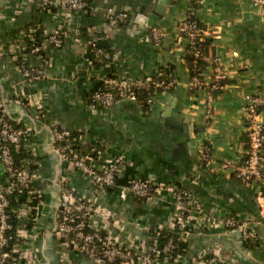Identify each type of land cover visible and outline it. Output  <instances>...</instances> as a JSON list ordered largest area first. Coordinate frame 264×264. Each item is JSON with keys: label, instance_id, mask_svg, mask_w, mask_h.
I'll use <instances>...</instances> for the list:
<instances>
[{"label": "crops", "instance_id": "crops-1", "mask_svg": "<svg viewBox=\"0 0 264 264\" xmlns=\"http://www.w3.org/2000/svg\"><path fill=\"white\" fill-rule=\"evenodd\" d=\"M87 1V10L62 18L40 10L34 0H0V98L7 115L32 133L24 147H34V151L27 150L35 156L38 183L44 188L41 227L28 236L31 245L27 249L31 252L32 246L37 251V262L28 260L27 264H62L60 240L53 232L61 177L81 197L93 198L112 211L117 223H123L124 233L137 240L166 226L175 212L171 194L141 201L122 187L136 178L179 185L204 218L201 225L186 227L187 251L177 264H193V258L211 254L228 264H264V177L257 187L247 186L216 167L223 160L241 161L246 153L244 100L247 95L264 93V9L253 0H170L157 20L164 37L155 45L150 28L135 21L143 0ZM154 2L146 6V14L152 12ZM108 7L127 11L129 21L109 27L105 19ZM190 16L208 30L204 36L207 64L218 56L227 73L225 90L214 97L208 125L204 124V92L188 88V40L178 31L179 24ZM57 28L67 35L62 46L54 48L45 37ZM26 31L42 37L43 52L50 61L42 67V79L34 83L23 82L12 57L20 51L27 65L41 67L40 60L28 51ZM91 32L95 37L99 33L108 46L111 72L116 77L149 79L166 73L174 85L155 92L147 106L132 99L118 100L110 107L93 104L90 94L105 73L86 57ZM20 93L35 96L40 110L10 101ZM261 110L264 121V105ZM52 125L75 133L82 152L97 148L102 160L121 159L116 185L95 192L87 178L61 161L52 149ZM206 142H210L211 165L200 158ZM5 182L0 162V186ZM225 216L260 222L253 224L254 236L248 237L237 229L224 228L219 219ZM92 220L98 228L115 231L109 221L97 216ZM69 255L88 262L74 251Z\"/></svg>", "mask_w": 264, "mask_h": 264}, {"label": "built area", "instance_id": "built-area-1", "mask_svg": "<svg viewBox=\"0 0 264 264\" xmlns=\"http://www.w3.org/2000/svg\"><path fill=\"white\" fill-rule=\"evenodd\" d=\"M196 1L201 3V0ZM34 2L41 10L62 18L89 8L87 0H34ZM253 3L264 9V0H253ZM105 19L106 24L114 28L127 23L130 15L127 11L108 7ZM196 24L195 21L184 20L179 24L178 31L188 40L186 49L193 58L188 88L194 92H204V124L208 125L214 112V97L216 93L225 90L227 73L222 68L218 56L210 59L204 71L199 70L197 61L202 57V50L198 42L209 33L205 27ZM91 30L94 31L95 28ZM149 34L155 45H159L164 37V33L156 27H151ZM66 35L64 29L57 28L48 33L45 40L54 48H59ZM28 36L33 41L39 38V42L34 43L28 51L40 60L41 67L27 65V59L20 51L16 50L12 57L21 72L23 82L34 83L42 79V67L49 66L50 61L44 55L42 37H34L31 33ZM95 40L96 37L91 36L87 43L93 57L101 61H111V53L96 46ZM99 83L100 87L92 90L90 100L100 107H110L121 99H132L149 105L157 90H165L174 85L172 79H131L106 75L99 78ZM10 101L22 107L35 105L40 110L39 101L35 96L20 93L15 94ZM263 105L264 93L245 97L243 111L246 153L241 161L223 160L216 166L224 176H232L244 185L252 187H257L264 177V121L261 110ZM38 116L42 120V112ZM50 132L52 149L58 158L69 162L77 172L87 178L95 192L116 185V178L122 166L121 159L102 160L97 148L80 151L69 129L52 125ZM31 136L32 133L27 126L21 125L7 115L5 103L0 98V162L6 178L5 184L0 186V264H27L32 263V260L37 262V251H34L32 246L31 252L27 249L31 245L28 236L32 234L34 228L41 227L39 222L42 217L44 188L42 185L35 186L40 176L38 167L33 170L27 167L29 164H36L35 156L29 152L31 148L34 151V147L31 146L30 149L24 147L25 140H29ZM21 148L29 155L24 159L23 166L18 167L14 151ZM200 158L206 165H211L210 142L202 146ZM58 190L53 232L60 240L62 264H177L183 261L184 255L178 253L170 255L176 248L173 238L185 241L186 227L191 224L201 225L204 218L202 212L191 204L187 190L179 185H161L150 179L136 178L122 187V191L137 200L150 202L162 198V195L168 192L171 194L170 201L175 212L165 227L157 229L163 228L168 234L162 244L156 241L151 231L142 240L130 239L124 233L123 223H117L112 211L99 205L93 198L81 197L62 177L58 181ZM23 195L27 197L24 201H19ZM31 196L38 199L37 206L30 205ZM12 216L18 221L16 225L12 222ZM96 216L109 221L115 231L98 228L92 220ZM219 221L224 228L237 229L248 237L254 236L253 224L260 222L249 217L237 220L232 216L221 217ZM70 251L85 257L88 262L74 260L69 255ZM199 257L200 259L193 258V264H228L222 257L212 254Z\"/></svg>", "mask_w": 264, "mask_h": 264}, {"label": "trees", "instance_id": "trees-1", "mask_svg": "<svg viewBox=\"0 0 264 264\" xmlns=\"http://www.w3.org/2000/svg\"><path fill=\"white\" fill-rule=\"evenodd\" d=\"M42 11H45V10H42ZM186 20H188V21H195L197 23L196 24L197 26H202V25H200L197 22V20H196L195 17L190 16ZM81 32L84 35L86 33L84 29H82ZM37 33L38 32L36 31V34ZM24 34L27 37L28 32L26 31V33H24ZM95 34H97L96 40H95V45L98 46V47H101V48L105 49L106 51H109L110 52V50H109L108 46L106 45V43L104 42V40L101 39L102 37H99V35H98L99 33H95ZM91 36H93L92 32L87 37V39L90 40ZM26 39H27L26 40V44H27L26 46H27V48H30L34 43H38L39 42V38H36L35 41L31 40L28 37ZM205 42H204V37L202 39H199V42H198L200 44V48L202 50V57L199 58V60L197 61V64L200 67V69H199L200 71H204L205 65L207 64V62H208L207 60L209 58V57H207L206 52L204 50V47H205L204 44H205ZM89 48H90V46H88L87 47V50H86V57L88 58V60H90L95 65V67H103L104 73H105L106 76H108V77H116L111 72L112 71L111 61H109V60L108 61H106V60L105 61H103V60L101 61V60L95 59L93 57V55L91 54V50ZM186 53H187V59L189 61V67L191 68L190 65H191V62H192V59H193L192 58V54L187 49H186ZM200 71H198V74L200 73ZM152 78H155V79H164V80H171L172 79V77L171 76H168V74H166V73L165 74H160V75L154 76ZM97 86L100 87V84L97 85ZM159 91H162V90H157L156 92H159ZM138 102L140 103V101H138ZM140 104H143V105H146V106L148 105L146 103H140ZM71 134H72V137H74V142H76V144H77V141L75 139L76 134L73 133V132H71ZM28 155L29 154L24 149H22V148L19 149V150H17V151H14V157H15V163H16V165L18 167L23 166L24 159L27 158ZM27 167H29L30 170H33V169H35L37 167V164H29ZM39 185H42V184L35 183V186H39ZM26 197H27L26 195L21 196L19 198V201H24ZM29 203H30V205H33V206L36 205L37 206L38 199L35 198V197H33V196H31ZM12 222L14 223V225H16L18 221H17V219L15 217L12 216ZM151 233L153 234V236L155 237L156 241L159 244H162L166 240V238H167L166 235H168L166 233L165 229H163V228L162 229H159V230H153V231H151ZM173 239H174V241L176 243V248L170 253V255H173L174 256L176 253H178V254H182V255L185 256L186 251H187V244H186V242L183 241V240H180V239H176V237H174ZM166 255H168V254H166ZM163 256H165V255H163ZM160 259H162V256H161Z\"/></svg>", "mask_w": 264, "mask_h": 264}, {"label": "water", "instance_id": "water-1", "mask_svg": "<svg viewBox=\"0 0 264 264\" xmlns=\"http://www.w3.org/2000/svg\"><path fill=\"white\" fill-rule=\"evenodd\" d=\"M152 0H143L138 8V13L135 16V21L147 25L149 28L158 27L157 20L160 14L170 5V0H155L153 3V10L151 13L146 14V6L151 4ZM40 208V206H39Z\"/></svg>", "mask_w": 264, "mask_h": 264}]
</instances>
